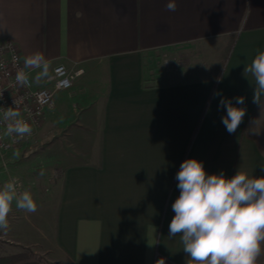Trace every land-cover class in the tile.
Masks as SVG:
<instances>
[{
  "label": "crops",
  "instance_id": "0c3cea01",
  "mask_svg": "<svg viewBox=\"0 0 264 264\" xmlns=\"http://www.w3.org/2000/svg\"><path fill=\"white\" fill-rule=\"evenodd\" d=\"M166 2L0 0V41H12L24 65L36 52L48 62L40 79L41 68L25 66L36 85H47L57 63L82 69L54 95L36 134L61 137L46 188L0 167V180L21 178V191L37 203L27 213L13 202L1 240L69 264H187L180 236L169 237L181 163L195 158L208 174L228 178L238 170L264 176V109L243 75L264 50V0H176L175 12ZM198 49L210 59L205 66L191 55ZM176 51L190 58L185 78L152 72L162 53ZM217 90L245 97L234 134L221 122Z\"/></svg>",
  "mask_w": 264,
  "mask_h": 264
},
{
  "label": "clouds",
  "instance_id": "9594fccd",
  "mask_svg": "<svg viewBox=\"0 0 264 264\" xmlns=\"http://www.w3.org/2000/svg\"><path fill=\"white\" fill-rule=\"evenodd\" d=\"M176 9V0H167L165 10ZM25 66L42 69L37 79L48 75V62L40 52L26 57ZM243 75L254 85L252 102L264 109V50H257ZM16 80L26 82L23 70L17 71ZM221 82L222 78H217V83ZM216 97L220 98L218 109H226L221 122L229 134H234L246 115V108L236 105H244L245 97L229 99L219 90L213 93ZM19 116L11 107L4 112L7 135L23 138L32 133ZM260 167L264 171V164ZM176 179L180 194L172 204L175 215L169 224V237L180 236L182 249L189 257L187 264H257L264 254V176H249L240 170L231 178L223 171L208 174L203 162L190 158L181 163ZM13 202L19 210L37 211L36 201L29 191L20 190L18 179L6 181L0 186V231L9 227ZM156 264L165 261L161 258Z\"/></svg>",
  "mask_w": 264,
  "mask_h": 264
},
{
  "label": "built area",
  "instance_id": "2783aa9c",
  "mask_svg": "<svg viewBox=\"0 0 264 264\" xmlns=\"http://www.w3.org/2000/svg\"><path fill=\"white\" fill-rule=\"evenodd\" d=\"M18 70L25 72L27 77L25 83L17 82ZM81 73L82 69L70 71L65 65L57 63L46 79L47 85H36L23 63L17 46L9 40L0 41V158L5 153L18 149L34 139L43 123L45 108L52 102L54 95L58 91L70 89ZM9 107L19 112V119L29 124L32 128L30 135L20 138L6 134L3 114ZM1 166H6V162H0ZM14 178L18 179L21 190L22 180L15 176L1 179L0 186Z\"/></svg>",
  "mask_w": 264,
  "mask_h": 264
},
{
  "label": "rangeland",
  "instance_id": "374dc122",
  "mask_svg": "<svg viewBox=\"0 0 264 264\" xmlns=\"http://www.w3.org/2000/svg\"><path fill=\"white\" fill-rule=\"evenodd\" d=\"M178 54V51H176L175 54H172V52L162 53L160 58L157 59L156 68H154L152 72L165 71L171 73L172 77H167V79L164 80H180L183 77L185 78V75H188V72H190L188 69L190 58H183L178 56ZM191 55L196 59V62H201L203 66L207 65L210 60L208 57H205L201 49H198L197 53H192ZM56 103L59 108L61 106V101H56ZM40 135L41 134L35 136L28 144L7 152L6 157H9L6 160V164L8 166L7 170H9L12 175L19 176L23 179L25 178L24 182L35 184L44 190L46 188L45 183L48 176L52 171L55 172L52 160L54 157L60 156L57 152L59 151L61 137L60 133L56 130L55 137L46 140ZM61 158L60 160L64 161V159ZM25 249L26 248L19 246H12L0 239V255H8ZM29 251L36 256L38 260L36 264H68V262L65 263L64 259H59L55 255L43 253L42 251L34 252L31 249H29ZM258 262L264 264V254L260 256Z\"/></svg>",
  "mask_w": 264,
  "mask_h": 264
},
{
  "label": "trees",
  "instance_id": "16d2710c",
  "mask_svg": "<svg viewBox=\"0 0 264 264\" xmlns=\"http://www.w3.org/2000/svg\"><path fill=\"white\" fill-rule=\"evenodd\" d=\"M234 41V36L230 39L226 49L223 52V58L217 65V71H216V79L219 76V73L223 69L226 57L228 52L230 51L232 44ZM38 260L36 259V256L29 251V249H25L20 252H14L8 255H0V264H36ZM69 264V263H68Z\"/></svg>",
  "mask_w": 264,
  "mask_h": 264
}]
</instances>
